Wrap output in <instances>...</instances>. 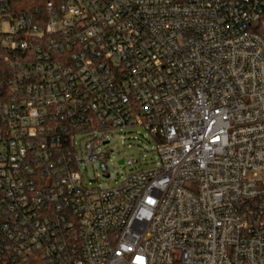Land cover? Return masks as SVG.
Returning a JSON list of instances; mask_svg holds the SVG:
<instances>
[{"label":"built area","instance_id":"obj_1","mask_svg":"<svg viewBox=\"0 0 264 264\" xmlns=\"http://www.w3.org/2000/svg\"><path fill=\"white\" fill-rule=\"evenodd\" d=\"M0 264H264V0H0Z\"/></svg>","mask_w":264,"mask_h":264},{"label":"rangeland","instance_id":"obj_2","mask_svg":"<svg viewBox=\"0 0 264 264\" xmlns=\"http://www.w3.org/2000/svg\"><path fill=\"white\" fill-rule=\"evenodd\" d=\"M147 132L144 129H128L126 131H115L110 136L109 147L112 151V163H109V178L106 179L97 165H89L84 172L85 181L93 187L111 188L120 185L124 176L130 171L126 170L120 163L128 160L138 161L135 169H150L152 167L153 155L150 152L151 145L145 139ZM142 165V168H139ZM139 168V169H138ZM134 169V168H133Z\"/></svg>","mask_w":264,"mask_h":264},{"label":"trees","instance_id":"obj_3","mask_svg":"<svg viewBox=\"0 0 264 264\" xmlns=\"http://www.w3.org/2000/svg\"><path fill=\"white\" fill-rule=\"evenodd\" d=\"M50 0H12L13 5L22 13L25 9H35Z\"/></svg>","mask_w":264,"mask_h":264}]
</instances>
